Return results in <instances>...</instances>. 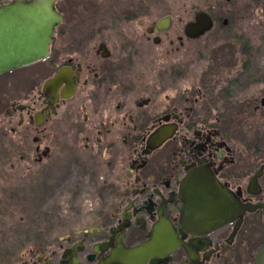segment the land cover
<instances>
[{
  "label": "flooded vegetation",
  "instance_id": "1",
  "mask_svg": "<svg viewBox=\"0 0 264 264\" xmlns=\"http://www.w3.org/2000/svg\"><path fill=\"white\" fill-rule=\"evenodd\" d=\"M49 1L48 55L0 74V264H255L264 157L232 131L264 128V90L228 110L264 30L222 0ZM216 39L241 60L203 66ZM199 172L237 206L218 227L188 213Z\"/></svg>",
  "mask_w": 264,
  "mask_h": 264
},
{
  "label": "water",
  "instance_id": "2",
  "mask_svg": "<svg viewBox=\"0 0 264 264\" xmlns=\"http://www.w3.org/2000/svg\"><path fill=\"white\" fill-rule=\"evenodd\" d=\"M59 18L49 0L21 1L0 7V74L29 66L44 59L53 40ZM210 28L206 21L195 28L194 37ZM264 101V100H263ZM186 191L192 189L188 181ZM233 199L202 172L193 180V205L188 204L199 226L218 227L227 223L236 210ZM255 264H264V243Z\"/></svg>",
  "mask_w": 264,
  "mask_h": 264
},
{
  "label": "rangeland",
  "instance_id": "3",
  "mask_svg": "<svg viewBox=\"0 0 264 264\" xmlns=\"http://www.w3.org/2000/svg\"><path fill=\"white\" fill-rule=\"evenodd\" d=\"M178 1V0H173ZM181 3L186 2V0H179ZM222 5L224 6L225 10L228 12H234L240 14V21H238V25H236V28L243 29L247 32H250L252 40L255 39V35L258 33L257 29L264 30V13H262L260 10L257 9V6H260V2H257L255 0H232L231 2H227V0H222ZM261 6L264 7V0L261 1ZM213 38V37H212ZM260 42L257 41L255 45V50L253 52L254 61L257 67V75L260 78L261 84L260 85H253L251 88L245 90L243 93L239 94L235 97V104L231 106L228 110V116L229 119L232 121H237V119H241V117L237 116V114L240 112L242 106L245 107L248 102H254L259 99L260 96L263 93L264 90V31L260 34ZM243 40L240 39L238 44H242ZM253 45V42H251ZM221 43L217 42V39L213 44H209V47L212 48L210 50L211 53L208 51H204V56L200 59H198L200 62H202L203 66H207V62L210 60L213 61H219V62H233L241 60L240 55L238 52H233L230 48L226 50L223 47L220 46ZM231 50V51H228ZM239 67H236V70H238ZM225 72H228L226 70ZM228 75L230 76V73L228 72ZM220 76V74H218ZM233 76V74L231 75ZM230 76V77H231ZM240 95H243L242 98H240ZM259 103V101H258ZM242 123V122H241ZM240 123L235 124V126H238L237 130H233L232 133L235 135V138L238 141H243L245 145L247 146H254V144H258L261 148L262 156L264 157V128L256 127L257 129H248L245 127L240 128ZM235 139V140H236ZM56 201H59L57 199ZM60 205L59 202L55 203V207ZM62 210V209H61ZM67 228L62 227H56L55 228V238L56 237H63L67 233Z\"/></svg>",
  "mask_w": 264,
  "mask_h": 264
}]
</instances>
